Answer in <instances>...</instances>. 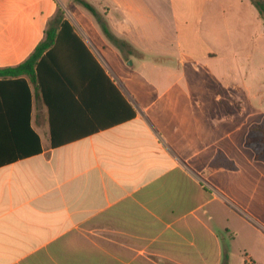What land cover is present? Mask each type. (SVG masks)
<instances>
[{
  "label": "crops",
  "instance_id": "1",
  "mask_svg": "<svg viewBox=\"0 0 264 264\" xmlns=\"http://www.w3.org/2000/svg\"><path fill=\"white\" fill-rule=\"evenodd\" d=\"M84 1L133 52L74 0H0V69L61 8L103 71L72 43L50 106L26 76L28 109L0 85V264H264V18L250 0ZM25 113L29 156L10 148Z\"/></svg>",
  "mask_w": 264,
  "mask_h": 264
},
{
  "label": "trees",
  "instance_id": "2",
  "mask_svg": "<svg viewBox=\"0 0 264 264\" xmlns=\"http://www.w3.org/2000/svg\"><path fill=\"white\" fill-rule=\"evenodd\" d=\"M74 1L77 2L80 6H82L85 10H87L95 18L104 36L111 44L117 47L119 51L122 52L125 49L127 51L133 52L131 45H129L127 41L123 39H119L113 35L105 19L97 12V10L92 5H90L88 2L84 0H74ZM250 1L257 9L259 16L261 18H264V0H250ZM72 43H77L79 46H81V49L86 53L88 57H90L93 64L98 68L100 72L103 73L97 62L92 58L89 51H87V49L83 45L81 39L75 34L74 28L65 19L64 11L61 8H59L55 17L47 23L44 40L37 45V47L31 53V55L23 63L19 64L16 67L0 69V78L13 79L12 81H8V80L5 82L0 81V85H5L4 87H7L6 89H9L8 91H10V99H3L5 104L7 102V104L14 105L16 101L14 99V96L11 94L17 90L20 91V93L22 94L21 96L22 101L20 105L24 109H28L30 107V102H31L30 88L26 80L22 78L23 76H26L29 79V81L37 84L36 89L39 90V92L42 94V97L46 102V104L50 106L48 93L62 88L61 86H59L58 81L55 80L56 79L55 71H57L56 70L57 68L62 69L63 65L62 63L55 62L53 58L60 57V55L64 53L65 50L64 47L65 48L72 47L71 46ZM72 49L74 50V48ZM51 58L52 60L49 61V59ZM72 58L75 57L73 55L71 57L69 54L66 57V61L68 60L69 62L72 63ZM11 116L13 118L14 116L15 118H19V116H22L23 122H19L18 119L17 120L13 119V122L11 121L13 125L16 123V121H18L19 123H21L22 126L17 129L14 128L13 125H11V131L9 135H11V139L13 143L11 145L12 147L10 148L19 150L21 156H29V154H31L32 152H36L37 150H34L35 148L30 149L29 145H27L24 142V140H22L23 137L25 136V130H28L29 133L32 135L34 139V143L35 145L37 144V147L39 144L38 137L29 128V124L27 121V113H25L24 115L14 114ZM128 116L129 118H133L134 112L130 110ZM3 118L4 116H0V119ZM52 140L54 145L55 144L54 137L52 138Z\"/></svg>",
  "mask_w": 264,
  "mask_h": 264
},
{
  "label": "rangeland",
  "instance_id": "3",
  "mask_svg": "<svg viewBox=\"0 0 264 264\" xmlns=\"http://www.w3.org/2000/svg\"><path fill=\"white\" fill-rule=\"evenodd\" d=\"M235 262L237 264H243V259L241 257H238V258L235 259Z\"/></svg>",
  "mask_w": 264,
  "mask_h": 264
}]
</instances>
